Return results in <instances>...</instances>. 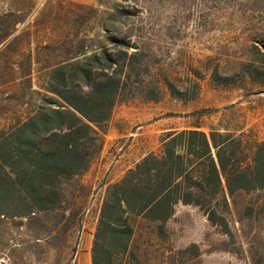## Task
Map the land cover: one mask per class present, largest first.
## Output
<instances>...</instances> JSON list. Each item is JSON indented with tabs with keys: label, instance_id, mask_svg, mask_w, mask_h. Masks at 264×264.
Instances as JSON below:
<instances>
[{
	"label": "rangeland",
	"instance_id": "rangeland-1",
	"mask_svg": "<svg viewBox=\"0 0 264 264\" xmlns=\"http://www.w3.org/2000/svg\"><path fill=\"white\" fill-rule=\"evenodd\" d=\"M124 51L135 56L88 169L60 183L53 208L0 217V264H78L108 187L169 132L264 141V0H0V130L56 107L55 66L93 53L121 64ZM225 200L215 223L181 203L164 224L129 217L117 262L264 264V189Z\"/></svg>",
	"mask_w": 264,
	"mask_h": 264
},
{
	"label": "trees",
	"instance_id": "trees-1",
	"mask_svg": "<svg viewBox=\"0 0 264 264\" xmlns=\"http://www.w3.org/2000/svg\"><path fill=\"white\" fill-rule=\"evenodd\" d=\"M121 55V64L93 53L55 66L50 74L59 88L49 92L56 107L40 109L25 122L0 130V217L53 208L60 183L88 169L98 131L110 117L122 76L135 56L127 51ZM148 67L142 64V71ZM153 89L159 91L158 83ZM259 189H264V141L251 145L242 136L213 129L205 133L198 125L169 132L159 153H147L106 190L91 264H121L117 259L127 253L133 235L131 216L164 224L181 203L200 208L215 223L218 197L225 202L226 194Z\"/></svg>",
	"mask_w": 264,
	"mask_h": 264
},
{
	"label": "crops",
	"instance_id": "crops-1",
	"mask_svg": "<svg viewBox=\"0 0 264 264\" xmlns=\"http://www.w3.org/2000/svg\"><path fill=\"white\" fill-rule=\"evenodd\" d=\"M142 154V156H140L135 162L134 164L138 163L145 155ZM131 168V166L127 167V169ZM92 244V242H91ZM90 250H91V245L86 249V252L80 257V260L78 262V264H91V259H90Z\"/></svg>",
	"mask_w": 264,
	"mask_h": 264
}]
</instances>
